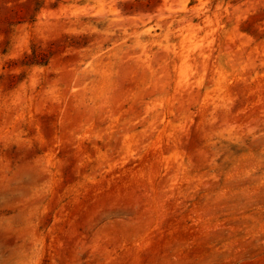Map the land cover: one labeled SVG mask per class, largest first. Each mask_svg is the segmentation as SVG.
I'll return each mask as SVG.
<instances>
[{
  "label": "rangeland",
  "instance_id": "obj_1",
  "mask_svg": "<svg viewBox=\"0 0 264 264\" xmlns=\"http://www.w3.org/2000/svg\"><path fill=\"white\" fill-rule=\"evenodd\" d=\"M0 264H264V0H0Z\"/></svg>",
  "mask_w": 264,
  "mask_h": 264
}]
</instances>
